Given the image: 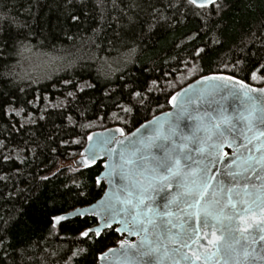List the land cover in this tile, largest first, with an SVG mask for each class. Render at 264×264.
Returning a JSON list of instances; mask_svg holds the SVG:
<instances>
[{
  "label": "snow or ice",
  "instance_id": "6c2138e0",
  "mask_svg": "<svg viewBox=\"0 0 264 264\" xmlns=\"http://www.w3.org/2000/svg\"><path fill=\"white\" fill-rule=\"evenodd\" d=\"M256 9L257 0H0V66L33 39L81 32L91 47L124 56L118 72L69 61L79 71L52 83L61 98L51 103L0 72V183L9 189L0 198L29 204L60 169L41 161L25 174L19 165L84 138L88 147L68 153L79 159L67 170L102 168L94 185L104 189L91 205L96 224L75 232L61 229L83 211L51 215L40 234L23 207L0 216V264H79L109 233L117 238L96 252L97 264H264V18L256 26L236 18ZM225 49L235 54L223 65L230 75L200 76V87L169 94L172 111L126 131L176 73L203 71ZM110 118L117 126L106 135L86 131ZM87 187L73 178L55 194L85 197Z\"/></svg>",
  "mask_w": 264,
  "mask_h": 264
},
{
  "label": "trees",
  "instance_id": "16d2710c",
  "mask_svg": "<svg viewBox=\"0 0 264 264\" xmlns=\"http://www.w3.org/2000/svg\"><path fill=\"white\" fill-rule=\"evenodd\" d=\"M261 5H264V0H257V9L255 12L241 11L237 19L246 18L247 23L253 26L259 24V21L264 18L261 16ZM15 9H13V12ZM232 15H236L233 13ZM240 25L237 24L236 28L239 30ZM89 33L81 32L75 40H68L64 36L59 38L49 37L44 41L43 45L39 44V39L42 37L33 39L32 45L29 46L28 50H24L20 55H15L9 53L7 60L5 61L6 67L0 66V72L11 71L14 75L22 78V86H26L28 91L32 93L35 91H40L46 93L49 96V100L46 103L55 102L61 98V94L56 92L52 88V83L61 77H66L75 72H78V68H72L69 61L76 62L81 60H87L89 63L95 60L96 64L93 65L92 71L95 74V69L97 66H103L105 63L111 65L110 68L102 67V70L118 72L121 67V61L123 60V54L118 55L115 51H110L105 47V50H99L91 47L88 44L87 37ZM83 37V40L80 37ZM34 46V47H33ZM235 54H231L234 56ZM231 56L228 54L227 49L224 50L223 60L220 61L216 54H212L211 60H205L201 67L203 71H198L189 80H187L183 86L192 80L211 73H227L231 74L229 68L223 67L224 64L231 65ZM37 63L44 64V70H37L39 65ZM38 68L35 69V65ZM182 70V69H181ZM179 73L175 74V77ZM169 79H173L169 77ZM30 81H35V83L29 84ZM182 85H175L174 87H167L164 92H157L155 94V99L153 101L152 109L142 113L137 119V123L133 124L131 128L126 129V131H131L139 125V123L144 122L145 119H149L157 113H160L169 108L168 98L169 94L174 93ZM31 98V96L29 97ZM163 105V107H156V103ZM90 119H95L94 116H90ZM117 125L111 122V118L103 125L94 128L87 129L86 131H93L96 129H103L109 126ZM123 126V125H120ZM83 137V132H81ZM86 143V138L84 142L79 145H71L67 148V151L62 154H48L45 153L37 159L29 158L26 164L19 165L22 169H26L27 172H32L35 174L39 169L37 165L43 164L41 167L50 169L51 172L57 173L55 177H52L48 182H42L41 186L37 192L36 198L29 204H24L22 199H8L0 198V216L7 214L14 215L18 210L23 207L26 215L25 222L27 225H31L37 234L44 233L49 227V217L55 214H62L70 211L79 206H85L98 200L104 193L103 188H97L94 185V177L98 175L102 168L93 166L91 169H81L82 175L75 172L68 171L69 167L75 168L67 163H71L74 158L68 155V153H79L81 152L83 146ZM23 155V154H21ZM67 165H62V164ZM41 175L47 174V172H40ZM77 179L79 181L85 182L88 187L84 190L88 193L85 197H74V196H61L55 194V189L60 188L61 192L64 191L63 184L68 183L71 179ZM38 183L36 180L30 182H25L20 185V187L31 188L34 184ZM9 189H5L3 183H0V192H6ZM77 191V189H73ZM55 198V207L50 206L46 203L50 198ZM96 224V219L93 216L86 217H76L69 219L64 222V228L61 229L62 234L65 232H75L78 228L94 226ZM115 233H109L103 239L99 240L95 245L91 246V251L88 256L79 261V264H96L95 254L99 250H103L105 246H112V242L116 239Z\"/></svg>",
  "mask_w": 264,
  "mask_h": 264
},
{
  "label": "water",
  "instance_id": "95a60500",
  "mask_svg": "<svg viewBox=\"0 0 264 264\" xmlns=\"http://www.w3.org/2000/svg\"><path fill=\"white\" fill-rule=\"evenodd\" d=\"M212 74L230 75V74H227V73H211V74H207V75H212ZM199 79H200V77H198V78L192 80L191 82H189V83H187L186 85H184V86H182L181 88H179V89H178L177 91H175L174 93H176V92H180L181 89L187 88L189 84H191L193 88L200 87V85H198V84L196 83V81H198ZM172 110H173V109H172V105L169 103V108H168V109H166V110H164V111H162V112H160V113L155 114V116H160L161 113H166V112H169V111H172ZM152 117H153V116H152ZM152 117L149 118L148 120H151ZM142 123H143V122H142ZM116 126H117V125H113V126H109V127L114 128V127H116ZM132 130H134V129H132ZM91 132H92V133H101V134H105V135H106V133H104V128H103V129H96V130H93V131H91ZM117 135H118V134H117ZM97 138H99V137H97ZM87 147H88V143H87V141H86V143H85V145L83 146L81 152H83L84 149L87 148ZM74 159H79V156H77V157L74 158ZM67 164H69V165H71V166H73V167H75V168L77 167V165L74 164L73 161H72L71 163H67ZM67 164H66V165H67ZM102 171H103V169H102ZM103 195H104V193L102 194V196H103ZM102 196H101V197H102ZM101 197H100V198H101ZM100 198H99L98 200H100ZM98 200L94 201V202L91 203V204L85 205V206H79V207H76V208H74V209H72V210H70V211H67V212H65V213H75V212L83 211V212L85 213V215H84L83 217H86V216H92V215H91V205L96 204V202H97ZM76 217H80V216L73 215V216L70 217V219H73V218H76ZM132 239H135V238L133 237ZM110 259H111V258H110ZM96 264H97V263H96Z\"/></svg>",
  "mask_w": 264,
  "mask_h": 264
},
{
  "label": "rangeland",
  "instance_id": "374dc122",
  "mask_svg": "<svg viewBox=\"0 0 264 264\" xmlns=\"http://www.w3.org/2000/svg\"><path fill=\"white\" fill-rule=\"evenodd\" d=\"M39 65V68H38V65ZM36 65H35V69H37V70H44L45 69V67H43L44 66V64H41V63H37ZM181 72H183V69L181 70ZM195 75V73L194 74H185V75H181V73H179L176 77H175V85H182V84H184L187 80H189V78H191V77H193ZM183 86V85H182ZM62 165H66L65 163L64 164H62Z\"/></svg>",
  "mask_w": 264,
  "mask_h": 264
}]
</instances>
